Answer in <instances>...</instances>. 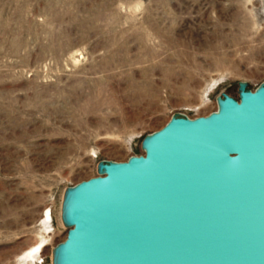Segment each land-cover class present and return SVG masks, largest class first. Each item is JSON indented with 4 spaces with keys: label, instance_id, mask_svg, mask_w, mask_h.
Here are the masks:
<instances>
[{
    "label": "rangeland",
    "instance_id": "rangeland-1",
    "mask_svg": "<svg viewBox=\"0 0 264 264\" xmlns=\"http://www.w3.org/2000/svg\"><path fill=\"white\" fill-rule=\"evenodd\" d=\"M240 82L264 84V0H0V264H52L67 189Z\"/></svg>",
    "mask_w": 264,
    "mask_h": 264
},
{
    "label": "water",
    "instance_id": "water-1",
    "mask_svg": "<svg viewBox=\"0 0 264 264\" xmlns=\"http://www.w3.org/2000/svg\"><path fill=\"white\" fill-rule=\"evenodd\" d=\"M238 91L67 189L52 264H264V84Z\"/></svg>",
    "mask_w": 264,
    "mask_h": 264
},
{
    "label": "bare ground",
    "instance_id": "bare-ground-1",
    "mask_svg": "<svg viewBox=\"0 0 264 264\" xmlns=\"http://www.w3.org/2000/svg\"><path fill=\"white\" fill-rule=\"evenodd\" d=\"M38 245H39V244H38ZM38 245H37L36 247H34V249H33V250H34V253L37 252L39 249H41V246H38ZM33 250H32V251H33Z\"/></svg>",
    "mask_w": 264,
    "mask_h": 264
},
{
    "label": "trees",
    "instance_id": "trees-1",
    "mask_svg": "<svg viewBox=\"0 0 264 264\" xmlns=\"http://www.w3.org/2000/svg\"><path fill=\"white\" fill-rule=\"evenodd\" d=\"M236 100H239V95H238V98H235Z\"/></svg>",
    "mask_w": 264,
    "mask_h": 264
}]
</instances>
